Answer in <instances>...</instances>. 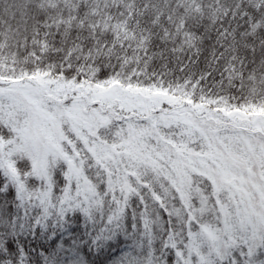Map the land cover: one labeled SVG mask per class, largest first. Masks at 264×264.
I'll return each instance as SVG.
<instances>
[{"label":"snow or ice","instance_id":"snow-or-ice-1","mask_svg":"<svg viewBox=\"0 0 264 264\" xmlns=\"http://www.w3.org/2000/svg\"><path fill=\"white\" fill-rule=\"evenodd\" d=\"M0 264H264V0H0Z\"/></svg>","mask_w":264,"mask_h":264}]
</instances>
